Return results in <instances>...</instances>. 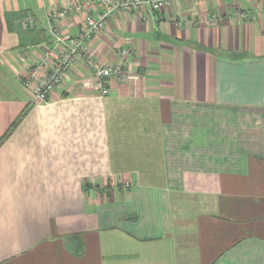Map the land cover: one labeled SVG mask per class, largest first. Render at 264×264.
<instances>
[{"label":"crops","instance_id":"crops-1","mask_svg":"<svg viewBox=\"0 0 264 264\" xmlns=\"http://www.w3.org/2000/svg\"><path fill=\"white\" fill-rule=\"evenodd\" d=\"M75 1L0 0V264H264V0L120 10L32 101ZM117 63L101 94L92 65Z\"/></svg>","mask_w":264,"mask_h":264},{"label":"built area","instance_id":"built-area-1","mask_svg":"<svg viewBox=\"0 0 264 264\" xmlns=\"http://www.w3.org/2000/svg\"><path fill=\"white\" fill-rule=\"evenodd\" d=\"M172 1L186 0H76L70 5L52 10L47 16V30L52 40L50 43H41L39 59L30 65L23 79V85L29 90L32 101L48 100L51 91L63 83L72 64L86 50L88 40L98 34L118 11H134L144 5L159 11ZM69 13L82 15L81 27L73 36H67L60 26V20ZM20 23L23 29L33 27L35 16L28 13ZM129 52L128 48L119 50L123 56ZM88 61L92 64L89 56ZM92 67L93 83L101 94L110 91L107 83L110 77L121 79L123 75V68L119 63L112 66L92 65Z\"/></svg>","mask_w":264,"mask_h":264},{"label":"trees","instance_id":"trees-1","mask_svg":"<svg viewBox=\"0 0 264 264\" xmlns=\"http://www.w3.org/2000/svg\"><path fill=\"white\" fill-rule=\"evenodd\" d=\"M69 248L73 254L79 255L82 252V248H83L81 239L77 238L76 236L75 237L72 236Z\"/></svg>","mask_w":264,"mask_h":264}]
</instances>
